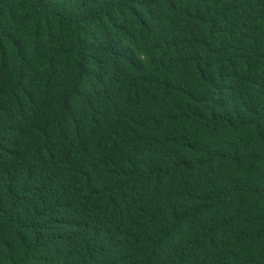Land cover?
Returning a JSON list of instances; mask_svg holds the SVG:
<instances>
[{"label":"trees","instance_id":"16d2710c","mask_svg":"<svg viewBox=\"0 0 264 264\" xmlns=\"http://www.w3.org/2000/svg\"><path fill=\"white\" fill-rule=\"evenodd\" d=\"M0 264H264V0H0Z\"/></svg>","mask_w":264,"mask_h":264}]
</instances>
